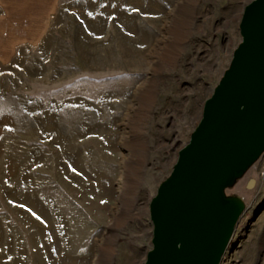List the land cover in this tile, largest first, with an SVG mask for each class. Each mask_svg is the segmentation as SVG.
<instances>
[{
  "label": "rangeland",
  "instance_id": "rangeland-1",
  "mask_svg": "<svg viewBox=\"0 0 264 264\" xmlns=\"http://www.w3.org/2000/svg\"><path fill=\"white\" fill-rule=\"evenodd\" d=\"M248 1L60 0L46 40L0 65V264H145L150 203L230 68ZM226 194L246 213L222 264H264V154Z\"/></svg>",
  "mask_w": 264,
  "mask_h": 264
},
{
  "label": "water",
  "instance_id": "water-1",
  "mask_svg": "<svg viewBox=\"0 0 264 264\" xmlns=\"http://www.w3.org/2000/svg\"><path fill=\"white\" fill-rule=\"evenodd\" d=\"M242 42L190 142L150 203L145 264H222L246 207L226 191L264 154V0L248 1Z\"/></svg>",
  "mask_w": 264,
  "mask_h": 264
},
{
  "label": "crops",
  "instance_id": "crops-1",
  "mask_svg": "<svg viewBox=\"0 0 264 264\" xmlns=\"http://www.w3.org/2000/svg\"><path fill=\"white\" fill-rule=\"evenodd\" d=\"M60 0H0V65L23 47L39 46L50 34Z\"/></svg>",
  "mask_w": 264,
  "mask_h": 264
},
{
  "label": "bare ground",
  "instance_id": "bare-ground-1",
  "mask_svg": "<svg viewBox=\"0 0 264 264\" xmlns=\"http://www.w3.org/2000/svg\"><path fill=\"white\" fill-rule=\"evenodd\" d=\"M139 159L137 161H132V168L131 170L135 173L134 176H131L129 175L127 178H126V181L124 183V191L122 192L123 194V213L122 215H118L116 216V219L118 221H122V219L125 217V214L127 213L128 211V207L131 206L132 202H133V194H134V191L136 189V186L138 185V173H139V169H140V166H141V157L138 156ZM254 183L251 184V186H253ZM122 204V203H121Z\"/></svg>",
  "mask_w": 264,
  "mask_h": 264
},
{
  "label": "flooded vegetation",
  "instance_id": "flooded-vegetation-1",
  "mask_svg": "<svg viewBox=\"0 0 264 264\" xmlns=\"http://www.w3.org/2000/svg\"><path fill=\"white\" fill-rule=\"evenodd\" d=\"M254 184H255V182H254ZM245 213H246V211H245ZM245 213H244V215H245Z\"/></svg>",
  "mask_w": 264,
  "mask_h": 264
}]
</instances>
